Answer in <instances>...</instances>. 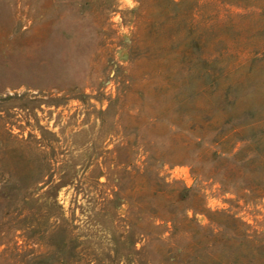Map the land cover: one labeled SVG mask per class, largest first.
<instances>
[{"label":"rangeland","instance_id":"1","mask_svg":"<svg viewBox=\"0 0 264 264\" xmlns=\"http://www.w3.org/2000/svg\"><path fill=\"white\" fill-rule=\"evenodd\" d=\"M0 264H264V0H0Z\"/></svg>","mask_w":264,"mask_h":264},{"label":"trees","instance_id":"2","mask_svg":"<svg viewBox=\"0 0 264 264\" xmlns=\"http://www.w3.org/2000/svg\"><path fill=\"white\" fill-rule=\"evenodd\" d=\"M246 140H248V138H241V139H239V141H246ZM235 147V146H234ZM256 152H257V150H255ZM254 152V151H253ZM239 153H241V152H234L233 150H231V151H229V152H226V154L229 156V157H232V158H235V160L236 159H238L237 157H239L238 155H239ZM254 155L252 154L251 155V157H249V161L251 160V159H254V157H253ZM253 157V158H252ZM236 167L235 166H233V164L228 168V173H229V177H230V175L231 174H234V175H236L237 173H238V171L235 169ZM240 169V168H239ZM223 184H224V182H222Z\"/></svg>","mask_w":264,"mask_h":264}]
</instances>
